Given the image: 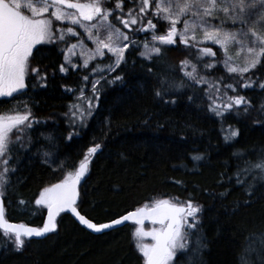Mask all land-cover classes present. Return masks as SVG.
I'll return each mask as SVG.
<instances>
[{
	"label": "trees",
	"instance_id": "obj_1",
	"mask_svg": "<svg viewBox=\"0 0 264 264\" xmlns=\"http://www.w3.org/2000/svg\"><path fill=\"white\" fill-rule=\"evenodd\" d=\"M109 2L114 8L115 0ZM129 8L138 12L139 0H125L122 14L125 18ZM117 15H121L119 10L110 17L113 23ZM149 18L157 23V31H165L166 23L161 27L151 16H146L144 23ZM55 24L64 27L63 22L55 21ZM135 39L141 48L131 56L125 53L126 66L122 64L116 72L106 73L109 80L116 75L122 80L114 84L101 81L104 86L99 107L83 128L70 126L66 116L69 106L78 102L76 97L81 87L85 89V96H91V81L97 77L89 73L97 63H110L111 55L97 58L87 69L78 67L69 69L67 74L61 73L60 49L71 38L67 43L43 46L44 50L35 59L30 58L31 67L38 69L46 80L32 74L25 80L27 95L0 98V114L15 115L17 111L23 114L26 102L32 117L40 121L26 130L25 141L28 134L33 141L30 150L17 153V171L3 198L6 219L41 225L45 208L35 204L40 192L74 171L87 149L99 143L101 151L92 158L78 189L77 208L87 218L103 222L136 207L152 205L159 199L173 203L191 199L201 208L197 234L191 239L199 237L204 247L194 256L191 252L178 253L175 264H260L257 252L264 242V181L252 176L237 177L236 173L244 167V161H254L264 154V89L259 88L264 82V58L241 78L226 71L219 48L211 43L185 48L177 39L175 46H168L171 50L165 53V58L157 62L139 56L146 39H142L141 33ZM204 46L212 47L216 56L198 60V47ZM186 59L190 61L187 71L195 64L197 77L202 76L212 84L219 82L221 93L225 85H235L236 90L228 89L227 95L244 96L251 105L248 113H244L242 105L239 115L235 109L231 114L226 113L225 118L214 115L209 110L212 101L207 95L213 90L209 83L191 86L193 82L184 77L181 67V61ZM209 63L215 67L206 68ZM85 75H89L88 82L83 81ZM162 78L189 85L180 91L169 90L165 99H174V105L164 104L154 95ZM249 78L254 82L252 87H241ZM41 84L46 86L40 87ZM69 88L76 91L67 92ZM189 96L193 97L191 101ZM108 118H111L110 129L106 127ZM229 129L238 130L239 135L226 142L224 137ZM73 132L79 135L67 139ZM15 135L14 130L13 139ZM48 135L53 137L52 144L44 139ZM41 147L71 166L60 168L58 162L52 166L42 163L37 152ZM237 151L244 153L241 159L234 158L233 153ZM197 154L204 159L193 161L191 157ZM238 179L244 183H237ZM252 184L255 187L249 195ZM21 199L26 202L24 205L19 203ZM138 227L127 222L94 234L64 212L57 217L55 232L38 239L25 238L19 251L0 233V264H141L142 254L136 247L135 236ZM148 227L143 225L144 229Z\"/></svg>",
	"mask_w": 264,
	"mask_h": 264
},
{
	"label": "snow or ice",
	"instance_id": "obj_2",
	"mask_svg": "<svg viewBox=\"0 0 264 264\" xmlns=\"http://www.w3.org/2000/svg\"><path fill=\"white\" fill-rule=\"evenodd\" d=\"M124 5L125 0H115L114 8L109 0H89L85 3L80 0H0V98H15L14 94L27 95L24 91L27 87L25 80L32 74L40 80H46V76L40 75L38 69L31 67V59H35L36 55L44 50L43 46L67 43L70 38L79 37L80 33L74 26L83 29L87 39L95 47L88 48L83 39H78L77 43L61 48L64 56V63L59 67L61 73L67 74L69 67L73 70L78 67L89 68L97 58L105 57V50L111 54L110 63L106 65L97 63L89 73L97 77L91 81V96H85V89L81 87L76 97L78 102L69 106L66 116L70 126L78 125L81 128L86 126V121L99 107L100 92L104 86L101 81L114 84L122 80L120 75L109 80L106 73L116 72L122 64L126 66L128 61L125 53L131 56L141 48V44L135 39L138 33H151V43L145 40L142 45L143 51H139V56L146 61L163 60L165 53L171 50L168 46H175L177 39L185 48L197 47L210 41L222 50L224 57L222 64L226 71L241 78L245 73L255 69L261 63V58H264V0H139V11L134 12L133 8H129L127 18L122 15ZM116 10H119L121 15L115 16V19L132 35L122 31L110 19ZM146 16L156 18L161 27L167 23L166 33L158 34L157 23H154L152 18L144 23ZM55 21H67L69 26L57 27ZM181 23L182 28H178ZM133 25L137 27L133 29ZM38 45L42 47H37ZM198 53V60L216 56V52L209 46L198 47ZM74 57H78L82 63L74 62ZM189 64L190 61L187 59L181 61L184 77L193 82L191 85L193 88L197 84L209 83L214 92L207 93L212 101L209 110L214 115L225 118V114H231L233 109L236 110L235 114L239 115L242 105L244 113H248L251 105L244 96L227 95L228 89L236 90L235 85H225V91L221 93L219 82L212 84L202 76L198 78L195 64L192 65L191 71L186 70ZM205 67L211 69L215 65L209 63ZM149 71L151 72V69ZM89 75H85L83 81L88 82ZM253 83L249 78L241 87L251 88ZM159 84L160 87L154 92L155 97L164 104L173 105L176 103L174 99H165L170 94L169 90L174 88L180 91L189 86L183 81L176 83L166 78L160 79ZM259 88L264 89V82L259 84ZM66 91L74 93L76 90L69 88ZM188 99L191 101L193 97L189 96ZM24 106L26 110L23 114L19 111L15 115L0 114V233L13 242L16 250L23 248L25 238L44 237L47 233L55 232L57 217L61 213L70 212L82 225L96 233L112 229L122 221H134L140 226L136 229L135 236L136 247L142 254L143 264H175L178 253L185 255L191 252L194 256L201 251L204 247L201 239L199 237L194 241L191 239L197 234L198 213L201 208L191 199L186 203L159 199L152 206L145 205L108 223L97 224L80 214L77 210V200L80 196L78 186L88 173L92 158L101 151L99 143L87 149L74 172H68L62 181L45 187L40 192L35 204L47 210V220L42 227L29 226L23 222L12 223L6 219L3 198L11 187L12 175L17 171L16 165L19 164L17 153L21 150L25 152L30 150L33 141L30 134L25 141L26 130L32 129L33 124L40 123L32 117L31 109L27 107L26 102ZM144 123H147V119ZM110 126L111 118H108L106 127L110 129ZM14 130L15 139L12 137ZM74 135L79 134L69 133L67 139L71 140ZM238 135V130L229 129L224 139L228 142ZM44 139L49 144L53 143L51 135L45 136ZM37 152L44 164L52 166L58 162L60 168L67 165L65 160L55 157L51 150L41 147ZM243 155L241 151L233 153L237 159H241ZM191 158L199 162L204 156L197 154ZM236 175L252 176L254 179L264 181V154L254 161H244V167L239 169ZM237 183H244V180L238 179ZM254 187V184L249 185V195L252 194ZM19 203L24 205L26 202L21 199ZM146 220L154 225L159 224L160 227L145 231L143 224ZM146 237H150L153 243H144ZM257 255L260 257V264H264V242Z\"/></svg>",
	"mask_w": 264,
	"mask_h": 264
},
{
	"label": "rangeland",
	"instance_id": "obj_3",
	"mask_svg": "<svg viewBox=\"0 0 264 264\" xmlns=\"http://www.w3.org/2000/svg\"><path fill=\"white\" fill-rule=\"evenodd\" d=\"M80 2H81V0H80ZM85 2H89V0H85L84 1V3ZM83 3V2H82ZM68 11H74V10H68ZM64 23V27H67V26H69V23L67 22V21H64L63 22ZM117 27H119L122 31H124L120 26H119V24L117 23V20H116V22L114 23ZM75 28H76V31L78 32V33H80V36L79 37H77V38H71V41L69 42V44H71V43H77V40L78 39H83V41H84V43H85V45H87V47L88 48H94L95 47V45L90 41V40H88L87 39V34L86 33H84V31H83V29H80L78 26H74ZM167 27H168V24L166 23V27H165V31H157L158 32V34H165L166 33V30H167ZM178 28H182V23L180 24V25H178ZM125 32V31H124ZM141 36H142V39H146V40H148L149 41V43H151V33H148V34H143V33H141ZM204 43H211L210 41H206V42H204ZM212 44V43H211ZM68 45V44H67ZM67 45H66V47H67ZM218 47V46H217ZM219 48V47H218ZM220 50V52H221V54H222V60H223V52H222V50L221 49H219ZM141 51H143V48L141 49ZM105 53L106 54H110V53H107V50H105ZM235 54V49H233V55ZM111 55V54H110ZM114 59V58H113ZM73 60H74V62H76V63H82V61H80L79 59H78V57H74L73 58ZM62 63H64V56H63V59H62ZM61 63V64H62ZM60 64V65H61ZM60 65H59V67H60ZM69 69H72L71 67H69ZM148 231V230H147ZM149 237H146V239H148Z\"/></svg>",
	"mask_w": 264,
	"mask_h": 264
},
{
	"label": "water",
	"instance_id": "obj_4",
	"mask_svg": "<svg viewBox=\"0 0 264 264\" xmlns=\"http://www.w3.org/2000/svg\"><path fill=\"white\" fill-rule=\"evenodd\" d=\"M78 166H79V164L77 165V167L76 168H78ZM64 179V178H63ZM63 179H61V180H58L57 182H55V183H59L60 181H62ZM55 183H53V184H55ZM52 185V184H51ZM51 185H49V186H51ZM48 186V187H49ZM152 206V205H151ZM140 207H143V206H139V207H137V208H134V209H132V210H130V211H127V212H125V213H123V214H121V215H118L117 217H115V218H113V219H111V220H108V221H103V222H94V221H92V222H94V223H97V224H100V223H108V222H110V221H112V220H115V219H119V218H121V217H123V216H125V215H128L129 213H131V212H133V211H135L136 209H138V208H140ZM78 210V209H77ZM79 211V210H78ZM80 212V211H79ZM66 213H68L74 220H75V222L78 224V225H80L82 228H84V229H86L87 231H89V232H91V233H96V232H94L93 230H91V229H88L85 225H82L80 222H79V220L77 219V217L76 216H74L72 213H70V212H66ZM80 214L81 215H84V214H82L81 212H80ZM85 216V215H84ZM85 218L86 219H89V218H87L86 216H85ZM46 220H47V210L45 211V214H44V219H43V222H42V224L41 225H34V227H42L43 226V224L46 222ZM10 222H12V223H21V222H13V221H10ZM126 222H134V221H132V220H129V221H122V223L120 224V225H115L112 229H114V228H117V227H119V226H121V225H123V224H125ZM145 222H150V221H148V220H146ZM29 226H31V225H29ZM160 227V225L158 224V226H157V229ZM108 230H111V229H106V230H104V231H102V232H105V231H108ZM102 232H100V233H102ZM32 238H35V239H37V238H41V237H32ZM151 243H153V241L151 242ZM142 264H143V262H142Z\"/></svg>",
	"mask_w": 264,
	"mask_h": 264
},
{
	"label": "flooded vegetation",
	"instance_id": "obj_5",
	"mask_svg": "<svg viewBox=\"0 0 264 264\" xmlns=\"http://www.w3.org/2000/svg\"><path fill=\"white\" fill-rule=\"evenodd\" d=\"M84 1H85V0H81V2H83V3H84Z\"/></svg>",
	"mask_w": 264,
	"mask_h": 264
}]
</instances>
